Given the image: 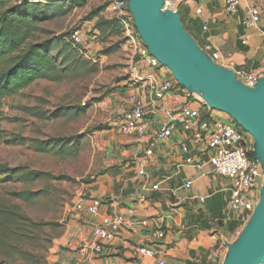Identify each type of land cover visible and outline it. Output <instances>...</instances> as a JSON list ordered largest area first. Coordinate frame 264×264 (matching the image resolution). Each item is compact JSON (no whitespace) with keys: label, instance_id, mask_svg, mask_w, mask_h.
<instances>
[{"label":"crops","instance_id":"obj_1","mask_svg":"<svg viewBox=\"0 0 264 264\" xmlns=\"http://www.w3.org/2000/svg\"><path fill=\"white\" fill-rule=\"evenodd\" d=\"M112 0L110 1V3ZM179 12L187 32L210 54L218 53L219 65L236 74L264 77V0H241L237 13H226L225 0H169ZM110 3L101 16L115 19ZM255 8L259 24L246 29L242 25L246 10ZM144 73L160 80H173L161 70L146 67ZM128 86V85H127ZM189 101L178 88L168 97L166 107L180 109ZM195 108V104H191ZM159 113L145 137L118 134L117 155L90 186L81 202H97L99 215L79 211L70 221L62 240L63 249L50 258V264H219L228 245L234 243L249 221L245 213L228 211L231 183L215 174L209 156L190 140L182 129L168 140L155 141L165 122ZM121 132V131H120ZM125 142L126 148L119 149ZM154 143L152 155H147ZM185 144L189 152L182 150ZM192 159V163H187ZM143 169L145 174L141 175ZM188 181L192 182L187 188ZM121 215L126 224L100 251L89 244L93 230L102 218ZM146 221L147 226L142 223ZM163 233V237H158ZM154 249V258L140 248ZM217 256V258L215 257Z\"/></svg>","mask_w":264,"mask_h":264},{"label":"rangeland","instance_id":"obj_2","mask_svg":"<svg viewBox=\"0 0 264 264\" xmlns=\"http://www.w3.org/2000/svg\"><path fill=\"white\" fill-rule=\"evenodd\" d=\"M87 1L85 7L40 22L34 36V41L44 42L77 30L83 33L84 54L68 56L67 76L58 82L37 81L3 101L0 176L7 177L13 170L38 175L0 184V208L15 213L0 217V264H50L55 250L64 248L62 240L79 212L77 205L117 155L116 136L124 135L121 125L131 92V64L136 60L133 47L123 31L95 38L93 13L111 0ZM33 2L42 3L41 7L50 3ZM166 6L172 8L169 0ZM72 62L79 66L68 68ZM157 70L173 77L160 64ZM140 75L145 76L143 70ZM247 135L255 156V140ZM55 139L70 143L63 154L57 152L59 147L40 150ZM122 143L119 149L126 148Z\"/></svg>","mask_w":264,"mask_h":264},{"label":"built area","instance_id":"obj_3","mask_svg":"<svg viewBox=\"0 0 264 264\" xmlns=\"http://www.w3.org/2000/svg\"><path fill=\"white\" fill-rule=\"evenodd\" d=\"M241 0H225L226 13L229 15L238 12ZM110 9L118 21L133 47L135 61L131 64L130 88L128 108L124 112L121 130L123 133L145 137L153 125L154 117L159 113L166 115L165 122L155 134V141H164L171 138L178 129L190 135V140L203 153L209 156L208 163L215 174L229 179L230 200L228 211L233 214L245 213L250 218L260 198L262 180L260 179L261 166L257 159L250 156V148L247 133L227 114L218 110H212L205 101L196 94L188 93L187 104L180 109H172L165 106L168 97L177 89L178 83L174 80H160L150 75L141 76L140 71L146 67L154 68L160 64L141 41L135 27L133 16L129 10V0H112ZM260 22V16L255 8H248L242 25L246 29L256 27ZM74 45H83V33L74 31L70 37ZM214 62L220 60L218 53L210 54L211 48L203 49ZM138 57V58H137ZM161 65V64H160ZM237 79L248 87H255L259 77L253 74L240 73ZM179 88H181L179 86ZM191 104L196 107L192 108ZM154 143L150 145L147 155H152ZM185 153L189 152L187 145H182ZM187 163H192L188 159ZM140 174L144 175L143 169ZM191 181L186 186L190 188ZM79 211L86 210L89 214L97 216L100 206L97 202H91L84 206L82 202L77 205ZM126 224V218L121 215L107 216L94 227V239L89 247L94 251H100L102 243L112 242L116 233ZM147 222L142 223L147 226ZM158 237H163L159 233ZM140 253L150 258L158 255L154 249L142 247ZM217 258V256L215 255ZM220 264V262H219Z\"/></svg>","mask_w":264,"mask_h":264},{"label":"water","instance_id":"obj_4","mask_svg":"<svg viewBox=\"0 0 264 264\" xmlns=\"http://www.w3.org/2000/svg\"><path fill=\"white\" fill-rule=\"evenodd\" d=\"M140 39L168 68L181 89L200 96L212 109L229 115L255 140V156L264 173V77L255 87L214 62L185 29L178 11L166 0H129ZM223 264H264V184L259 202L238 239L228 245Z\"/></svg>","mask_w":264,"mask_h":264},{"label":"trees","instance_id":"obj_5","mask_svg":"<svg viewBox=\"0 0 264 264\" xmlns=\"http://www.w3.org/2000/svg\"><path fill=\"white\" fill-rule=\"evenodd\" d=\"M48 1L50 3L41 7L42 3H35L33 0H0V116L4 99L19 94L40 80H63L67 76L68 56L74 52L84 54L83 45H74L71 42L70 37L74 31L56 40L34 41L40 22L50 20L57 14L70 12L75 7H85L88 3L87 0ZM105 8L103 6L95 10L91 18H97L92 34L97 39L122 32L116 19H105L101 16ZM78 64L72 62L68 68H75ZM97 130L108 128L99 127ZM69 144L64 139H55L51 146L42 145L40 150L49 152L52 148L59 147L57 152L63 154L65 146ZM250 156L256 159L253 152H250ZM10 172L7 177L0 176V184L16 181L20 177L27 179L38 175L32 172L22 173L20 170ZM25 194L20 195L25 198ZM7 215L15 216V213L7 207L0 208V217Z\"/></svg>","mask_w":264,"mask_h":264}]
</instances>
